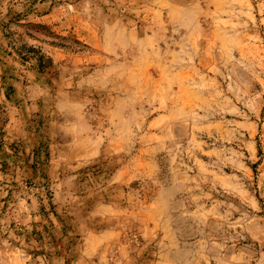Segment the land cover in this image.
<instances>
[{"label": "rangeland", "instance_id": "rangeland-1", "mask_svg": "<svg viewBox=\"0 0 264 264\" xmlns=\"http://www.w3.org/2000/svg\"><path fill=\"white\" fill-rule=\"evenodd\" d=\"M0 264H264V0H0Z\"/></svg>", "mask_w": 264, "mask_h": 264}]
</instances>
